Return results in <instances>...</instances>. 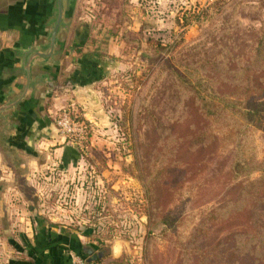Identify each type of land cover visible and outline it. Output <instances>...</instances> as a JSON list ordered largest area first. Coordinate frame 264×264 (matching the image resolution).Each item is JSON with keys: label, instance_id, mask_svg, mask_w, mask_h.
Wrapping results in <instances>:
<instances>
[{"label": "rangeland", "instance_id": "1", "mask_svg": "<svg viewBox=\"0 0 264 264\" xmlns=\"http://www.w3.org/2000/svg\"><path fill=\"white\" fill-rule=\"evenodd\" d=\"M75 14L76 24L85 25L80 32L87 34L83 39L89 47L86 50L97 59L112 56L105 59L110 65L104 64L95 73V98L88 96L86 104L82 99L72 103L73 108L62 104L51 111L54 132L79 153L77 161L83 166L74 173L55 171L53 180L46 181L40 191L39 204L33 200L34 189L22 177L17 180L26 198L33 200L29 204L35 214L40 211L47 222L51 214L53 222L80 233L73 238L75 251L90 246L104 250L100 264H144L147 212L155 195L154 171L148 172V168L158 167L161 160L151 157L153 154L146 158L144 146L156 126L160 130L174 121V112L178 122L193 120L179 113L173 70L186 64L195 66L206 58L242 56L264 27V0H79ZM162 18L166 25L161 24ZM168 44L173 48L162 50ZM113 56L120 57L115 60ZM143 56L163 59L152 62ZM81 102L84 105L79 106ZM68 109L85 119L86 111L93 116L84 146L58 132L56 120ZM254 128L252 137L260 156L264 125L256 123ZM235 150L232 146L208 160L198 175L190 168L189 179L170 205L177 209L184 201L182 215L193 216L187 231L203 210L235 194L236 181L231 180ZM150 231V249L158 255V264H168L176 253L173 232L161 224L151 226Z\"/></svg>", "mask_w": 264, "mask_h": 264}, {"label": "trees", "instance_id": "2", "mask_svg": "<svg viewBox=\"0 0 264 264\" xmlns=\"http://www.w3.org/2000/svg\"><path fill=\"white\" fill-rule=\"evenodd\" d=\"M257 34L253 46L242 56L206 58L195 66L186 64L173 70L181 102L179 113L193 120L178 122L174 112V121L160 130L156 126L144 146L146 158L153 154L151 157L161 159L158 167L148 168V172L154 171L151 180L155 195L147 212L144 264H158V255L150 249V227L156 224L174 235L176 253L168 258V264H264V152L260 148L258 155L252 137L256 123L264 125V27ZM172 48L173 44L162 46V50ZM76 53L88 61L90 71L96 69V61L89 59L92 53L80 47ZM143 57L152 62L163 59ZM70 114L85 125L84 138H73L84 146L91 134L87 132L90 121L81 113ZM232 146L236 149L231 164L235 194L203 210L199 221L187 231L193 216L182 215L184 201L177 209L170 205L189 179L190 168L198 175L208 160ZM81 248L76 253L86 258Z\"/></svg>", "mask_w": 264, "mask_h": 264}, {"label": "crops", "instance_id": "3", "mask_svg": "<svg viewBox=\"0 0 264 264\" xmlns=\"http://www.w3.org/2000/svg\"><path fill=\"white\" fill-rule=\"evenodd\" d=\"M78 1L72 27L60 39L57 64L45 70L38 66L33 69L34 75L48 76L11 111L12 129L4 141L0 140V264H69V254L76 253L73 238L80 233L67 224L53 222L51 214L47 222L45 215L40 211L35 214L29 203H41L40 191L46 181L53 180L55 171L74 173L82 168L77 161L79 153L54 132L51 111L62 104L73 108L72 103L82 99L86 104L88 96H94L95 73L104 64L110 65L105 59L112 57L91 56L97 65L90 71L88 61L76 53L78 47L89 51L83 42L87 34L80 32L85 25L74 21ZM51 17V0H0V104L21 91L24 77L19 71L20 52L45 41ZM164 19L162 25H166ZM91 38L94 42L97 39ZM113 57L117 60L120 56ZM86 112L84 117L91 122L93 116ZM18 176L34 189L33 200L26 198Z\"/></svg>", "mask_w": 264, "mask_h": 264}, {"label": "water", "instance_id": "4", "mask_svg": "<svg viewBox=\"0 0 264 264\" xmlns=\"http://www.w3.org/2000/svg\"><path fill=\"white\" fill-rule=\"evenodd\" d=\"M76 0H51L52 17L47 23L45 41L37 46H29L20 52L19 71L24 77L21 91L14 98L0 104V140H5L12 129L11 111L16 108L27 95L36 91L37 86L47 78L46 74H33L35 67L41 69L57 64L55 56L61 54L59 49L60 39L72 27V15ZM117 246L113 247L116 255ZM104 250H97L94 254L91 248L86 249V261L94 262L104 256Z\"/></svg>", "mask_w": 264, "mask_h": 264}, {"label": "built area", "instance_id": "5", "mask_svg": "<svg viewBox=\"0 0 264 264\" xmlns=\"http://www.w3.org/2000/svg\"><path fill=\"white\" fill-rule=\"evenodd\" d=\"M56 126L61 135L77 138L78 140H81L84 137L85 125L74 120L69 112L63 111L60 113L56 120ZM69 260V264H100L87 262L86 258L73 252L69 254Z\"/></svg>", "mask_w": 264, "mask_h": 264}, {"label": "flooded vegetation", "instance_id": "6", "mask_svg": "<svg viewBox=\"0 0 264 264\" xmlns=\"http://www.w3.org/2000/svg\"><path fill=\"white\" fill-rule=\"evenodd\" d=\"M88 248H90V247H88ZM81 250L84 251V252L86 253V248L82 247ZM93 252H94V254H95V253L97 252V250H93Z\"/></svg>", "mask_w": 264, "mask_h": 264}]
</instances>
